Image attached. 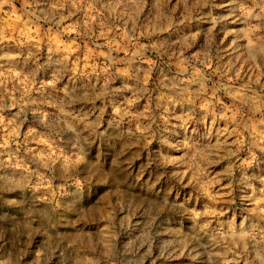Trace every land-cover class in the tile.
<instances>
[{"label": "rangeland", "instance_id": "obj_1", "mask_svg": "<svg viewBox=\"0 0 264 264\" xmlns=\"http://www.w3.org/2000/svg\"><path fill=\"white\" fill-rule=\"evenodd\" d=\"M32 2L13 0L12 6L0 14V30L11 38L0 44V57L20 50L15 41L26 37L19 36L21 24L16 17L25 19L26 14L30 15ZM50 2L45 0V11ZM244 2L137 0L131 4L130 0H85L76 9L64 10L65 16L72 13L67 20H60L59 15L44 20L33 17L41 32L42 61L47 58L49 35L64 47L74 48L70 63L76 71L61 73L54 86L52 75L37 74L31 61L0 59V73L4 76L19 73L26 84L31 82L36 86L48 81V91L54 100L63 98L66 92L89 99L104 94V101L97 100L94 110L91 104L86 108L73 105L69 109L93 126L97 121L102 125L101 134L89 137L86 145L90 167L80 179L86 178L91 187H85L84 199L76 203L66 201L67 177L59 170L53 176L24 157L28 167L37 169L48 181L37 195L52 197L57 207L67 204L70 209L54 218L55 231L48 232L46 239L57 237L66 243L74 242L75 247L70 249L73 260L80 259L84 264L88 261L195 264L190 253L195 256L196 252L191 246L184 250L182 242L193 235L195 225L190 219V210L203 211L212 203L205 187L208 194L217 197V209L225 213L222 222L235 221L237 227L241 222H245V227L252 223L248 209L264 189V164L256 168L264 160L261 151L264 144L254 146L249 133L238 122L241 117L246 120L251 115L242 100L248 99L253 90L259 94L264 111V88L260 86L264 85V76L260 74L264 71V62L258 71L237 42V35L246 24L239 13V6ZM112 9H115L114 15L109 14ZM35 10L39 12V8ZM129 13L133 19H128ZM89 20L90 31L84 27ZM61 25L75 26L76 31L64 32ZM29 46L35 47V41ZM60 56L61 53H55L52 59L58 60ZM250 78H259L260 85L254 84L249 89ZM14 83L9 82L7 87L11 89ZM73 84L75 88L70 87ZM238 90L240 98L233 95ZM8 103L6 97L5 104ZM202 103L215 106L219 118L214 120L209 115L205 120L197 107ZM43 109L56 112L46 104ZM116 109L120 110L119 115L115 114ZM238 109L241 115L229 119ZM17 111L6 107L5 121L13 120ZM190 113L193 119L185 132L182 118ZM32 120V113L27 112L24 123L16 121L21 138L28 137L26 147L45 155H70V146L65 140L55 136L50 139L45 128ZM46 127L60 130L51 119ZM11 131V127L7 132L0 128V141ZM241 137L245 144L237 153L239 159L224 152L226 159L196 174L191 157L197 151L217 141L227 139L233 143ZM45 140L47 144L42 142ZM24 150L22 147L21 154ZM252 153L257 161L251 168L236 167ZM6 159L7 153L0 156V160ZM230 170L231 180L224 179ZM13 173L20 174L11 166L0 165V177ZM104 179L107 183L101 184ZM246 179L251 182L244 189L248 199L242 203L240 185ZM37 182L34 176L33 184ZM32 199L31 191L27 203L15 194L0 193V232L9 237L13 230L27 233L35 252L45 241L40 239L44 233L39 223L30 221L24 214L32 211ZM104 244L110 246V256H105ZM201 264H208L206 256H201Z\"/></svg>", "mask_w": 264, "mask_h": 264}, {"label": "clouds", "instance_id": "obj_2", "mask_svg": "<svg viewBox=\"0 0 264 264\" xmlns=\"http://www.w3.org/2000/svg\"><path fill=\"white\" fill-rule=\"evenodd\" d=\"M84 2L85 0H52V2L46 4L47 10L45 11V0H33L30 5L31 14H26L25 19L16 17L21 24L19 36L26 37V39L15 41L20 50L12 54L5 53L0 59L19 60L23 58L25 62L31 61L37 74L52 75L53 86L55 81L61 78V73L75 72L76 68L70 63L74 48L72 45L64 47L54 36L49 35L47 58L43 61L41 60V50L39 48L41 32L38 23L33 20V17L44 20L51 15H59L60 20H67L72 13L69 12L68 16H65L63 14L64 10L69 7L76 9L83 5ZM130 3L136 4L137 0H130ZM12 4L13 0H0V14H3L5 8L11 7ZM36 8H39V12L35 10ZM239 13L246 21V24L237 35V42L246 59L259 71L261 62H264V35L261 34L264 33V0H245L239 6ZM109 14L114 15L115 9L110 10ZM133 18V14L129 13L128 19ZM84 27L90 31L91 20ZM60 28L64 32L76 31L75 26L66 28L61 25ZM101 35H104V33H101ZM9 39L11 38L5 36L3 30H0V44ZM33 41H35L36 46H29ZM55 53H61L58 60L52 59ZM260 74L264 76V71ZM19 77V73H13L10 76H4L3 73H0V128H3L5 132L8 131L9 127L12 128L7 138L0 141V156L7 153V159L0 160V165L11 166L20 173L19 176L13 173L11 176L0 177V193L15 194L24 198L25 203H27L28 193L31 191L33 197L31 200L32 211L24 214L30 221L39 223L40 231L44 233L40 239L45 242L38 251L33 252L29 244L31 236H27V233H19L13 230V235L9 237L6 233L0 232V264H44L45 261H48V264H84L82 260H73L72 258L70 249L75 247L74 242L66 243L57 237L46 239L48 232L55 231L52 227L54 218L60 212H66L70 209L67 204L63 208L57 207L55 199L52 197L37 195L39 189L47 184L48 181L44 176L39 175L37 169L28 167L24 157L37 164L38 167L46 169L53 176L59 170L67 177L65 183L68 185L69 191L65 195L66 201L71 200L76 203L84 199L86 195L85 187H91L86 178L80 179L84 175V171L90 167L86 145L89 143V137L101 134L99 129L102 125L97 121L93 126L83 116L77 115L69 109L73 105L86 108L88 104H91L94 110L97 100L104 101V94L99 93L89 99L87 96L76 97L66 92L63 98L54 100L48 91V81L36 86L31 82L26 84L25 80H21ZM11 81H15V83L9 89L7 85ZM254 84L260 85L259 78H250L248 88L252 89ZM260 86L264 88V85ZM70 87L75 88V85L73 84ZM233 95L240 98L241 93L238 90ZM6 97L10 101L7 105L5 104ZM259 99V94L253 90V94L248 99L242 100L243 106L248 108L251 115L246 120L241 117L238 122L243 130L249 133L253 145L257 147L264 144V111L261 110ZM45 104L50 108H55L56 112H45L43 109ZM6 107L19 109L15 118L7 122L3 115ZM197 107L204 113L205 120L209 115L214 120L219 118L215 106L202 103ZM27 112L32 113L33 123L38 127L45 128V134L50 139L55 136L58 139L65 140L70 146V155L63 153L45 155L38 149L26 147L28 137L21 138L20 125L16 121L20 120L21 123H24ZM119 112L120 110L116 109L115 114L119 115ZM237 115H241L239 109L232 117L228 118L235 119ZM50 119L55 121L60 129L59 131L55 128L46 127ZM192 119V113L186 118H182L181 126L185 129V132ZM85 132L88 133V136L84 135ZM42 142L48 143L47 140ZM244 144L245 140L242 137L233 143H229L225 139L217 141L215 144H209L205 150L197 151L191 157L192 167L195 169L196 174H199L226 159L227 157L222 154L224 152L239 159L237 153ZM22 147L25 149L23 154H21ZM261 151L264 152V148H261ZM254 161H257V157L252 153L248 160H245L243 164L236 165V167L251 168ZM261 164H264V160H260L256 164V168L259 169ZM232 175L233 172L230 170L223 178L231 180ZM34 176L38 180L35 184H33ZM250 182V179H246L240 185V200L242 203L248 199L244 189L248 187ZM106 183V179L101 181V184ZM217 183H219V180H217ZM228 189L229 195H231V183L228 184ZM205 194L208 195L212 203L206 205L203 211L190 210V219L195 227L193 235L182 242L184 250L189 249L191 246L196 252L195 256L190 253V258L195 261V264H201L202 255L208 258V264H242V262L243 264H264V189L261 190L260 197L252 200V206L248 209V214L252 221L249 227H245V222H241L239 227H237L235 221L222 222L221 217L225 213L217 209L215 204L217 197L208 194L206 187ZM178 207L183 208L184 206L178 205ZM20 210L23 211V208L21 207ZM213 221H215V224H213ZM31 231L34 232L35 230L32 229ZM24 236H27V239H24ZM104 247L107 250L105 256H110V246L104 244ZM91 250L95 251V248ZM57 252L60 253L59 256H57ZM50 258H54V260ZM88 264H98V262L88 261Z\"/></svg>", "mask_w": 264, "mask_h": 264}]
</instances>
